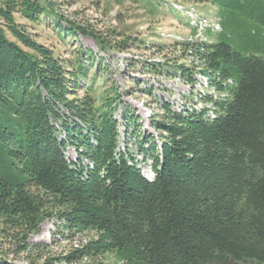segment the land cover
<instances>
[{
  "label": "trees",
  "instance_id": "16d2710c",
  "mask_svg": "<svg viewBox=\"0 0 264 264\" xmlns=\"http://www.w3.org/2000/svg\"><path fill=\"white\" fill-rule=\"evenodd\" d=\"M186 1L215 5L221 31L211 43L184 42L192 64L172 73L192 84L198 72L217 96L199 93L201 107L178 112L163 104L152 120L158 140L139 141L148 180L117 152L114 98L78 95L88 69L17 21L57 18L53 0H0V243L26 252L27 236L56 218L85 235L64 256L69 264L264 263V0ZM68 141L75 164L63 153Z\"/></svg>",
  "mask_w": 264,
  "mask_h": 264
},
{
  "label": "rangeland",
  "instance_id": "374dc122",
  "mask_svg": "<svg viewBox=\"0 0 264 264\" xmlns=\"http://www.w3.org/2000/svg\"><path fill=\"white\" fill-rule=\"evenodd\" d=\"M52 4L57 18L47 15L31 23L18 17L17 21L56 56L77 60L88 69L86 77L78 78L83 88L78 90V95L89 90L98 100L97 104L103 96L114 98L112 117L116 121L117 152L128 151L137 161L142 175L153 178L151 160L143 161L139 141L143 136L158 140L152 120L159 118L164 103L178 112L194 104L196 94L202 91L213 94L198 72L194 73L190 84L179 75H173L171 66L192 64L190 52L182 48L184 42L197 40L191 14L214 26L220 22L217 10L211 3L186 0H53ZM71 26L73 34L64 35L61 30ZM78 28L105 41L106 50ZM201 35L198 40L211 43L218 33L209 29ZM129 37L136 45L126 41ZM121 44L126 47L120 48ZM125 109L129 112L126 115ZM73 122L77 120L70 119L67 124L74 126ZM54 127L57 138L65 140L61 122ZM82 128L86 133V128ZM63 153L68 162H78L75 146L70 141ZM83 162L86 164L84 159ZM42 224L51 226L47 239L40 236ZM84 237L70 234L61 227L59 220L50 218L39 225L37 232L27 236L26 252H20L16 243H0V258L12 264H69L64 256Z\"/></svg>",
  "mask_w": 264,
  "mask_h": 264
},
{
  "label": "bare ground",
  "instance_id": "6f19581e",
  "mask_svg": "<svg viewBox=\"0 0 264 264\" xmlns=\"http://www.w3.org/2000/svg\"><path fill=\"white\" fill-rule=\"evenodd\" d=\"M191 17H192V19L194 21V22L191 21L193 23V25H194V27L192 28L194 30V33H195L194 34L195 35L194 37H196V39H197V40H195V42H197V41L201 42L200 40H198V39H200V36H202L201 34L209 31V29H210V31L212 30V32L214 31V32H217V33H219L221 31V25H220L219 22L218 23L215 22L216 24L213 23L214 24V26H213L212 24H208L207 22H204L206 20L199 19L198 16H196V15L191 14L190 18ZM202 78L205 80V82L207 84L206 78L205 77H202ZM212 93H213L212 95L215 96V93H214L213 90H212ZM200 94H204V92L202 91V92H200ZM198 95H199V93L196 94V97H195V100H196L194 102L195 103L194 104L195 105L194 106L195 108H199V107L202 106V102L201 101H198V99H197V96ZM207 117H214V112L212 110H209L208 113H207ZM144 177H146L147 179H150V180L152 179V177L150 175L144 174ZM50 229H51V226L50 225H45V224H42L41 225V235L40 236L42 237V239H47L49 237Z\"/></svg>",
  "mask_w": 264,
  "mask_h": 264
},
{
  "label": "crops",
  "instance_id": "0c3cea01",
  "mask_svg": "<svg viewBox=\"0 0 264 264\" xmlns=\"http://www.w3.org/2000/svg\"><path fill=\"white\" fill-rule=\"evenodd\" d=\"M211 5H212V4H211ZM212 6L214 7V9L217 10V13H219L218 8H217L216 6H214V5H212Z\"/></svg>",
  "mask_w": 264,
  "mask_h": 264
},
{
  "label": "water",
  "instance_id": "95a60500",
  "mask_svg": "<svg viewBox=\"0 0 264 264\" xmlns=\"http://www.w3.org/2000/svg\"><path fill=\"white\" fill-rule=\"evenodd\" d=\"M145 178H146V177H145ZM152 179H153V178H152ZM152 179H151V180H152ZM148 180H150V179H148Z\"/></svg>",
  "mask_w": 264,
  "mask_h": 264
}]
</instances>
